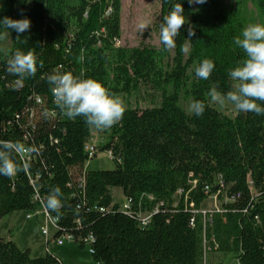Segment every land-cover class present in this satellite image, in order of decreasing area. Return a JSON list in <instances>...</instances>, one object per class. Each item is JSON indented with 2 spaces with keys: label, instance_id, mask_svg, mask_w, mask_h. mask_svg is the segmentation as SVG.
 Returning a JSON list of instances; mask_svg holds the SVG:
<instances>
[{
  "label": "trees",
  "instance_id": "1",
  "mask_svg": "<svg viewBox=\"0 0 264 264\" xmlns=\"http://www.w3.org/2000/svg\"><path fill=\"white\" fill-rule=\"evenodd\" d=\"M242 1L254 4L264 21V0ZM160 2L163 21L179 0ZM182 3L188 23L174 37L171 56L164 44L117 46L122 0H0V18L31 20L20 39L8 35L11 48L0 53V143L19 141L31 151L25 163L14 153L19 170L0 175V222L41 209L58 186L60 208L45 206L59 219L57 236L72 235L80 249L92 236L96 264H211L215 256L264 264V114L237 110L230 118L208 95L213 85L231 90L228 69L244 55L233 38L244 21L221 0L197 9ZM17 49L36 59V73L22 85L6 71ZM205 58L215 64L207 80L195 75ZM53 71L93 78L118 98L158 100L145 109L123 108L103 129L107 141L99 150L111 153L115 169L84 173V145L97 128L83 117L68 119L55 105L47 81ZM182 94L204 102V113L187 114ZM111 188L121 189L132 215L119 211ZM212 196L219 207L208 211ZM145 213L153 215L143 227L137 214ZM0 264L64 261L51 251L32 258L0 238Z\"/></svg>",
  "mask_w": 264,
  "mask_h": 264
},
{
  "label": "clouds",
  "instance_id": "2",
  "mask_svg": "<svg viewBox=\"0 0 264 264\" xmlns=\"http://www.w3.org/2000/svg\"><path fill=\"white\" fill-rule=\"evenodd\" d=\"M189 5H203L207 0H187ZM187 17L182 0L171 6L169 13L163 17L160 27L161 42L167 48L174 46V37L183 25L187 24ZM148 21H143L140 28H146ZM31 20L27 17L13 19L8 16L0 18V38L8 36L12 31L20 39L21 33L30 29ZM194 35L191 27L188 36ZM234 44L243 50V58L234 67L228 69L231 80V90L221 93L213 85L208 95L211 101L219 104L231 102L240 112H254L264 114V24L252 23L244 27L240 35L233 38ZM187 51V47L183 49ZM215 67L211 59H202L195 67V75L207 80ZM36 59L31 50L17 49L7 60L6 71L15 76L16 83L23 81L36 73ZM50 90L54 96L55 105L68 119L83 117L89 127L106 129L117 122L123 107L120 99L111 94L99 81L74 75L72 72L53 71L47 76ZM259 102V103H258ZM189 109L194 115L201 116L205 111V104L200 100L192 101ZM25 146L19 141L0 143V175L11 177L18 170V162L14 153H22ZM61 189L53 187L45 202V206L57 211L61 206Z\"/></svg>",
  "mask_w": 264,
  "mask_h": 264
},
{
  "label": "rangeland",
  "instance_id": "3",
  "mask_svg": "<svg viewBox=\"0 0 264 264\" xmlns=\"http://www.w3.org/2000/svg\"><path fill=\"white\" fill-rule=\"evenodd\" d=\"M226 10L233 14L239 15L246 27L252 23L264 24V21L259 15L257 8L248 1L242 0H221ZM195 9L199 5H193ZM122 36L117 42V46L134 48L141 46H150L160 48L162 42L160 39V27L162 24L161 17V2L160 0H122ZM143 21H148L146 28H140ZM11 48V42L8 36L0 40V53H7ZM188 49V47H187ZM171 56L173 55V47L169 48ZM188 54V50L186 51ZM191 77V76H190ZM122 107H138L145 109L158 105V100L150 98H135V97H120ZM192 99L185 94H182L180 106L187 114L192 112L189 109V104ZM211 105L230 118L237 115V109L229 102L225 101L223 104L211 101ZM106 134L103 129H97L93 133V140L100 148L107 141ZM92 170H113L115 163L107 151H101L98 156L90 163ZM110 193L120 206L124 203V196L119 188H111ZM219 207L218 201L211 198L206 203L205 209L213 211ZM27 213L15 212L7 215L0 222V238L13 241L21 251L30 250L31 257L37 258L43 256L48 250L59 255L64 264H96L91 254L89 253V246L80 249L74 243H67L64 246H58L53 240L46 244L44 237L40 231L41 218L37 216L33 219H27ZM48 246V247H47ZM211 264H237L232 258H222L215 256L210 261Z\"/></svg>",
  "mask_w": 264,
  "mask_h": 264
},
{
  "label": "built area",
  "instance_id": "4",
  "mask_svg": "<svg viewBox=\"0 0 264 264\" xmlns=\"http://www.w3.org/2000/svg\"><path fill=\"white\" fill-rule=\"evenodd\" d=\"M38 102L40 103L39 99H38ZM99 149L100 148L95 144V142L93 140V135H92V138L84 145V152L87 155V160H86V163H85L84 169H83L84 173H86L90 169V163L100 153ZM108 153H109L111 160H112L113 158H112L111 153L110 152H108ZM18 154L20 155L23 163H25L26 161H28L30 159L31 151L29 148L25 147V151L22 153H18ZM79 181L83 182V179L80 178ZM211 198H214L217 201L216 196H212ZM34 199L42 202V200L38 197V195H36ZM217 209H218V207L215 210H217ZM101 211H103V209ZM119 211H121L125 214H128V215H132L131 205L126 200L124 201L123 205L120 206ZM205 213L206 212L203 211V214H205ZM152 215H153V213L137 214V218L141 221V225L143 227H145V226L150 224L151 219H152ZM37 216H39L41 218L40 231H41V234L46 241V244H48L49 241H51V240L56 242L58 246H64L67 243H75V239L72 235L63 234V235L57 236V234L60 230L59 229V219L56 216H53L45 206H43L41 209H38L36 211L29 212L26 215L27 219H33V218H36ZM92 241H93L92 236H89L85 239L86 246L87 245L89 246V253L91 255L94 253L93 249L90 246ZM47 252H50V250H48V248H47Z\"/></svg>",
  "mask_w": 264,
  "mask_h": 264
},
{
  "label": "crops",
  "instance_id": "5",
  "mask_svg": "<svg viewBox=\"0 0 264 264\" xmlns=\"http://www.w3.org/2000/svg\"><path fill=\"white\" fill-rule=\"evenodd\" d=\"M210 200V199H209ZM208 202V201H207ZM7 241H9V240H7Z\"/></svg>",
  "mask_w": 264,
  "mask_h": 264
}]
</instances>
